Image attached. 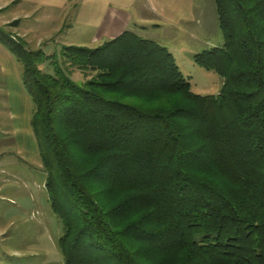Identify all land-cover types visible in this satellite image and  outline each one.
I'll return each mask as SVG.
<instances>
[{
	"label": "trees",
	"instance_id": "16d2710c",
	"mask_svg": "<svg viewBox=\"0 0 264 264\" xmlns=\"http://www.w3.org/2000/svg\"><path fill=\"white\" fill-rule=\"evenodd\" d=\"M213 2L223 45L193 60L222 79L214 96L129 31L61 49L96 72L78 86L0 30L33 105L63 264H264V0Z\"/></svg>",
	"mask_w": 264,
	"mask_h": 264
},
{
	"label": "rangeland",
	"instance_id": "374dc122",
	"mask_svg": "<svg viewBox=\"0 0 264 264\" xmlns=\"http://www.w3.org/2000/svg\"><path fill=\"white\" fill-rule=\"evenodd\" d=\"M26 1L17 0L16 5H9L0 12V30L21 39L30 51L54 55L62 73L74 84L82 86L93 81L96 72L77 70L60 57L64 46L86 43L84 40L93 32L96 36L95 30L75 26L73 13L77 0H68L59 9L43 5L33 7ZM200 5L202 12L199 14L195 10L194 21L188 28H184L183 23L160 24L157 31L149 27L146 32L159 35L155 43L167 48L194 94L214 96L222 87V79L198 67L193 56L221 47L223 38L217 27L213 0H200ZM127 11L133 28L139 23L134 16L138 14L134 9ZM16 20L18 25L5 24ZM166 30L168 34H164ZM185 31L191 33L192 38ZM79 37L81 42L76 41ZM103 40L102 43L106 42ZM0 54V264H63L57 248L62 226L50 211L42 169L38 160L29 158L20 147V132H31L26 123L31 119L33 105L21 86V65L2 45ZM39 69L54 75L49 61Z\"/></svg>",
	"mask_w": 264,
	"mask_h": 264
},
{
	"label": "crops",
	"instance_id": "0c3cea01",
	"mask_svg": "<svg viewBox=\"0 0 264 264\" xmlns=\"http://www.w3.org/2000/svg\"><path fill=\"white\" fill-rule=\"evenodd\" d=\"M67 1L27 0L26 2L33 7L43 5L59 9ZM13 4L16 5L17 0L0 1V12ZM129 9H134V12L138 14H134V16L139 20V23L137 25L135 23L136 26L133 28L130 27L132 26V19L127 11ZM201 9L200 0H77L73 13L75 26H85L90 31L95 30L96 36H93V32L91 37L89 36L88 39L84 40L86 43H80L76 46L94 48L93 46L100 45L104 41L103 39L106 41L111 40L127 29L141 38L148 39L147 36H150L153 39L148 40L155 42L154 40L159 38V35L153 33L147 35L146 29L150 27L153 31H157L160 24L173 26L179 23H183L184 28H188L190 22L194 21L195 10L199 11L200 14ZM26 17H29V14ZM8 22H5V24L10 25L13 23V21ZM164 34H168L167 30ZM185 34L192 38V34L188 31H185ZM81 40L82 38L79 37L76 41L81 42ZM29 122L27 121L26 125H29ZM19 136L20 147L23 152L32 160L37 161V150L32 132L28 134L27 130L21 131ZM38 165L41 167L39 160Z\"/></svg>",
	"mask_w": 264,
	"mask_h": 264
}]
</instances>
